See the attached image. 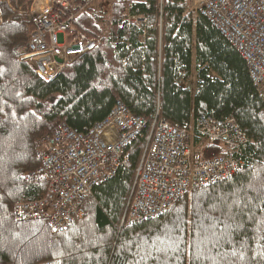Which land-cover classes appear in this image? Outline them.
Segmentation results:
<instances>
[{"label":"trees","instance_id":"1","mask_svg":"<svg viewBox=\"0 0 264 264\" xmlns=\"http://www.w3.org/2000/svg\"><path fill=\"white\" fill-rule=\"evenodd\" d=\"M98 7L78 25L99 44L49 81L20 58L30 34L25 19L0 25V264H264V97L245 59L189 0ZM127 11L146 22H128ZM117 98L149 123L156 116L186 123L207 111L233 114L253 141L256 163L184 195L157 218L119 227L144 148L138 138L70 227L55 231L44 218L16 220L15 203L47 191L46 182L22 177L40 164L35 141L60 123L86 131ZM225 152L213 142L203 155Z\"/></svg>","mask_w":264,"mask_h":264},{"label":"built area","instance_id":"2","mask_svg":"<svg viewBox=\"0 0 264 264\" xmlns=\"http://www.w3.org/2000/svg\"><path fill=\"white\" fill-rule=\"evenodd\" d=\"M95 0H0V25L20 16L29 24L28 49L20 54L44 80H52L67 63L94 49L100 37L78 25ZM204 16L245 59L256 90L264 94V0H193ZM136 25L146 19L126 13ZM107 32H105V35ZM144 148L119 227L163 215L197 188L230 179L255 165L253 141L233 114L207 111L186 123L157 119L149 123L133 114L121 98L86 131L60 123L35 141L40 164L22 173L30 183L46 182L39 199L15 203L16 220L44 218L55 231L84 217L94 187L116 176L136 139ZM226 152L204 156L207 143Z\"/></svg>","mask_w":264,"mask_h":264},{"label":"rangeland","instance_id":"3","mask_svg":"<svg viewBox=\"0 0 264 264\" xmlns=\"http://www.w3.org/2000/svg\"><path fill=\"white\" fill-rule=\"evenodd\" d=\"M101 1H103L104 2V4L106 5V7L107 8H110L111 7V5H112V2H113V0H95V2L92 4V7L91 8H99L98 7V4L101 2ZM189 2H190V4H191V8H192V5H193V0H189ZM193 9V8H192ZM89 12V11H88ZM111 17V16H110ZM139 17H141V16H139ZM143 18V17H142ZM145 19V18H144ZM106 28V27H105ZM105 32H107V29H105ZM26 51V50H25ZM24 51V52H25ZM79 57V56H78ZM77 57V58H78ZM66 65V64H65ZM64 65V66H65ZM63 66V67H64ZM196 82H197V77H196V73H194V75H193V77H192V79H191V81H190V86L192 87V90L194 91L195 90V86H196ZM263 97H264V94H263ZM125 206H126V204H125ZM125 209V208H124ZM125 211V210H124ZM123 211V212H124ZM123 215V214H122ZM121 219H122V217H121ZM120 222H121V220H120ZM119 226H120V224H119Z\"/></svg>","mask_w":264,"mask_h":264},{"label":"bare ground","instance_id":"4","mask_svg":"<svg viewBox=\"0 0 264 264\" xmlns=\"http://www.w3.org/2000/svg\"><path fill=\"white\" fill-rule=\"evenodd\" d=\"M136 173V172H135Z\"/></svg>","mask_w":264,"mask_h":264}]
</instances>
